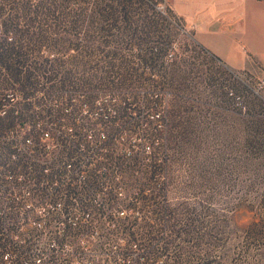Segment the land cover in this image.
<instances>
[{
    "label": "rangeland",
    "instance_id": "obj_1",
    "mask_svg": "<svg viewBox=\"0 0 264 264\" xmlns=\"http://www.w3.org/2000/svg\"><path fill=\"white\" fill-rule=\"evenodd\" d=\"M168 3L0 0V98L73 89L145 107L126 170L142 212L118 235L131 264H264V53L228 65Z\"/></svg>",
    "mask_w": 264,
    "mask_h": 264
},
{
    "label": "built area",
    "instance_id": "obj_2",
    "mask_svg": "<svg viewBox=\"0 0 264 264\" xmlns=\"http://www.w3.org/2000/svg\"><path fill=\"white\" fill-rule=\"evenodd\" d=\"M130 101L73 89L0 98L1 264H131L118 235L142 212L126 170L147 112ZM152 118L163 126L161 113ZM144 141L147 162L154 145Z\"/></svg>",
    "mask_w": 264,
    "mask_h": 264
},
{
    "label": "crops",
    "instance_id": "obj_3",
    "mask_svg": "<svg viewBox=\"0 0 264 264\" xmlns=\"http://www.w3.org/2000/svg\"><path fill=\"white\" fill-rule=\"evenodd\" d=\"M168 5L181 24L193 27L197 40L228 65L240 68L248 53H264V2L169 0Z\"/></svg>",
    "mask_w": 264,
    "mask_h": 264
}]
</instances>
